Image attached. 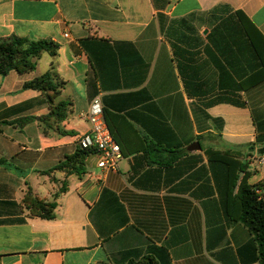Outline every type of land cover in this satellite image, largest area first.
I'll return each mask as SVG.
<instances>
[{"label": "crops", "instance_id": "0c3cea01", "mask_svg": "<svg viewBox=\"0 0 264 264\" xmlns=\"http://www.w3.org/2000/svg\"><path fill=\"white\" fill-rule=\"evenodd\" d=\"M259 34L264 0H0V40L60 46L0 74V264H260L240 198L246 184L264 202ZM53 67L63 121L24 89ZM95 96L118 170L94 152L79 175L55 170L81 151Z\"/></svg>", "mask_w": 264, "mask_h": 264}, {"label": "trees", "instance_id": "16d2710c", "mask_svg": "<svg viewBox=\"0 0 264 264\" xmlns=\"http://www.w3.org/2000/svg\"><path fill=\"white\" fill-rule=\"evenodd\" d=\"M259 37L264 41L263 37ZM60 46L51 40L30 41L19 37H11L0 40V74L7 76L10 72L23 75L35 71L38 60L47 53L52 57L59 54ZM64 82L59 78L54 67L44 75L24 84V89L40 91L47 95L52 104L51 116L57 121L66 118L67 102H56L64 87ZM92 152L87 150L79 151L74 156L58 165L55 170H60L68 175L80 174L83 168V161ZM2 161H0L1 163ZM241 201L244 208L242 219L256 235L260 246V264H264V202L260 201L255 187L244 185L241 191ZM35 204L39 208L41 215L46 219H52L50 214L55 208L54 204H44L36 200ZM128 264H159L151 256L140 261H132Z\"/></svg>", "mask_w": 264, "mask_h": 264}, {"label": "built area", "instance_id": "2783aa9c", "mask_svg": "<svg viewBox=\"0 0 264 264\" xmlns=\"http://www.w3.org/2000/svg\"><path fill=\"white\" fill-rule=\"evenodd\" d=\"M82 116L89 122L90 130L79 139L80 149L99 154L98 167L105 172H116L123 153L113 138L99 96L91 100L88 111Z\"/></svg>", "mask_w": 264, "mask_h": 264}]
</instances>
